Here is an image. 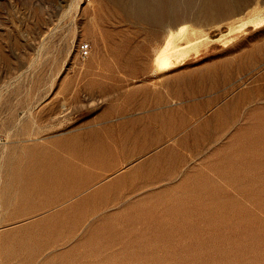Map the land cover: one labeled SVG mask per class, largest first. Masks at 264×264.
Returning a JSON list of instances; mask_svg holds the SVG:
<instances>
[{
  "label": "rangeland",
  "instance_id": "374dc122",
  "mask_svg": "<svg viewBox=\"0 0 264 264\" xmlns=\"http://www.w3.org/2000/svg\"><path fill=\"white\" fill-rule=\"evenodd\" d=\"M262 14L0 0V264H264Z\"/></svg>",
  "mask_w": 264,
  "mask_h": 264
},
{
  "label": "bare ground",
  "instance_id": "6f19581e",
  "mask_svg": "<svg viewBox=\"0 0 264 264\" xmlns=\"http://www.w3.org/2000/svg\"><path fill=\"white\" fill-rule=\"evenodd\" d=\"M261 17H263V14H262ZM261 17L259 19H261ZM263 20H264V17H263ZM260 22L261 21H259L257 23H260ZM243 25H245V23ZM187 28H188V26H187V23H186V25H182V26L176 28V30H171L167 34L165 42L163 43V45H161V47H159V50L157 51L156 56H155V63H156V65H157V67L159 69H169V68L175 67L176 64L180 61V58L183 57L186 54L188 49L194 47L195 45H197L203 39V38L201 40L200 39H196V40L189 41V42H187L185 44L178 45L176 43V39L178 37L183 36L184 34H186L185 32H187ZM228 34H229V32H228ZM224 36H226V35L224 34ZM182 39H181V41H183Z\"/></svg>",
  "mask_w": 264,
  "mask_h": 264
},
{
  "label": "built area",
  "instance_id": "2783aa9c",
  "mask_svg": "<svg viewBox=\"0 0 264 264\" xmlns=\"http://www.w3.org/2000/svg\"><path fill=\"white\" fill-rule=\"evenodd\" d=\"M88 47H89V45H82V46H81V49H82L85 53H87V52H88Z\"/></svg>",
  "mask_w": 264,
  "mask_h": 264
}]
</instances>
